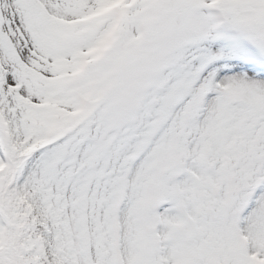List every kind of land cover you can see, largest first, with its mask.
<instances>
[{"label": "snow or ice", "instance_id": "1", "mask_svg": "<svg viewBox=\"0 0 264 264\" xmlns=\"http://www.w3.org/2000/svg\"><path fill=\"white\" fill-rule=\"evenodd\" d=\"M0 264H264V0H0Z\"/></svg>", "mask_w": 264, "mask_h": 264}]
</instances>
